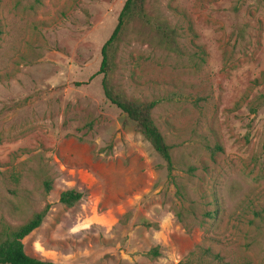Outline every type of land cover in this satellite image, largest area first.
Masks as SVG:
<instances>
[{
	"label": "rangeland",
	"instance_id": "1",
	"mask_svg": "<svg viewBox=\"0 0 264 264\" xmlns=\"http://www.w3.org/2000/svg\"><path fill=\"white\" fill-rule=\"evenodd\" d=\"M125 1L0 0V222L39 212L49 176L51 207L23 240L30 257L264 264V107L249 112L264 91V0H146L147 14L176 30L177 51L138 22L117 44L112 84L155 103L183 196L103 97L101 48ZM66 190L82 194L72 208L58 202ZM156 247L158 258L143 255Z\"/></svg>",
	"mask_w": 264,
	"mask_h": 264
},
{
	"label": "trees",
	"instance_id": "2",
	"mask_svg": "<svg viewBox=\"0 0 264 264\" xmlns=\"http://www.w3.org/2000/svg\"><path fill=\"white\" fill-rule=\"evenodd\" d=\"M145 2L146 0L125 1L111 36L101 48V63L97 73L102 77L101 88L105 100L116 107L128 120L134 123L136 132L150 144L155 153L164 161L167 171V180L170 185L176 189L178 195L183 196L180 191V186L173 175L172 148L166 143L164 136L158 129L152 116L155 103L129 99L112 84L117 44L127 24L138 22L149 28L156 34L160 45L169 52H176L178 49V34L176 30L170 28L165 20H159L147 14ZM261 80H264V72L261 74ZM254 83L258 84L259 80H255ZM263 107L264 91L256 96L249 104V112L254 115ZM87 127L91 130L92 122L88 123ZM111 149L112 144L110 143L107 146V150L110 151ZM195 171L196 168L193 166H187L185 170L186 174L190 176L194 175ZM16 181L18 182V179ZM52 183L53 178L49 176H46L42 181L41 187L43 190L42 196L44 198V205L39 212L34 213L29 219L17 226H12L6 221L0 222V264H57L28 256L24 251L23 245V240L41 226L51 207V205L45 201V198L52 190ZM9 193L13 198L16 197V192L14 190ZM81 198L82 194L80 192L66 190L60 193L58 202L65 208H72ZM212 215V213H208L207 217H211ZM255 215L257 217H262L261 214L255 213ZM177 217L178 220L182 222L178 215ZM146 227L152 226L146 224ZM143 255L148 259L154 260L159 256L158 248H152ZM191 256H194V252L188 254V257Z\"/></svg>",
	"mask_w": 264,
	"mask_h": 264
}]
</instances>
